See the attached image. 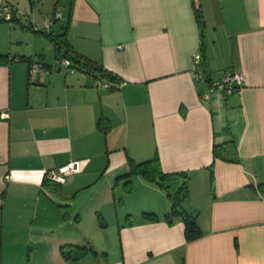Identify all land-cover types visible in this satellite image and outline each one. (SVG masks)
Segmentation results:
<instances>
[{"label": "crops", "instance_id": "1", "mask_svg": "<svg viewBox=\"0 0 264 264\" xmlns=\"http://www.w3.org/2000/svg\"><path fill=\"white\" fill-rule=\"evenodd\" d=\"M52 2L51 33L114 79L59 69L48 36L0 20V54L21 58L0 63V264H264V0ZM33 56L48 64L42 83L28 82ZM223 70L244 85L210 90ZM153 157L165 180L118 177ZM64 164L63 182L46 180ZM183 180L192 241L166 217ZM64 246L96 253L67 260Z\"/></svg>", "mask_w": 264, "mask_h": 264}, {"label": "trees", "instance_id": "2", "mask_svg": "<svg viewBox=\"0 0 264 264\" xmlns=\"http://www.w3.org/2000/svg\"><path fill=\"white\" fill-rule=\"evenodd\" d=\"M195 17H196V20L199 26L202 27L204 24V21L202 18L201 9L198 6H195ZM12 21H17V19L15 20L13 19ZM25 21L26 19H24V21H18V22L23 28L32 29L34 31H41L44 35L48 36L50 40L53 42L58 54L62 52L61 54L58 55L59 57L58 60L61 57H65L66 59H68L69 60L68 66L70 69L74 70L75 67L73 65L77 63L80 66V68L76 67L77 69L86 70L89 72L98 71L102 75L114 79L111 72L100 68L99 66L95 64V62H92L91 60L75 52L74 50L73 51L70 50L69 43L66 37V31H64L61 34L54 35L50 31L51 26L49 28H44V26L42 25L43 27L40 28L38 27L37 23L36 24L35 23L26 24ZM34 26H36V28H34ZM33 58L34 56L24 58L29 62V67L33 61ZM12 59H21V58H14V57L11 58V57H8L7 54H0V63L6 62ZM36 60L40 62L41 65L45 69H48V66H46L48 64H45L40 58H36ZM28 82L31 83L29 80ZM106 126L107 124H105V127ZM181 174L183 178L186 177L185 173H181ZM134 175H141L143 178L149 181L161 182L165 180V178L170 176L171 174L163 172L160 169L158 158L153 157L152 159H149V160H145V161L138 162V163H133L127 173L121 176H118V177H123V176L131 177ZM46 180H48V178ZM169 197L171 200V207H170V213L167 214L166 216L167 219H169L170 221L174 217L181 218L183 225H184V236H185L186 241H192L198 238L201 235V231L197 224L195 215L191 212L185 211L182 207L183 202H185L189 197V187H188L187 181L183 180V182L179 184L172 193H169ZM144 216L147 218L155 217V215L152 213H144ZM88 251H90L93 254L96 253L95 250L91 246H74V247L64 246L61 248V254L67 260L81 259L87 255Z\"/></svg>", "mask_w": 264, "mask_h": 264}, {"label": "built area", "instance_id": "3", "mask_svg": "<svg viewBox=\"0 0 264 264\" xmlns=\"http://www.w3.org/2000/svg\"><path fill=\"white\" fill-rule=\"evenodd\" d=\"M26 14L19 10L16 6L11 4L8 0H0V18L4 21H12L17 19V21H24V16ZM61 18V13L59 11H54L50 17H43L42 25L44 28H49L52 23ZM36 24V23H35ZM36 28V26H34ZM37 57L33 58V61L28 69V80L31 83H42L44 81L45 69L40 62L36 60ZM191 62L195 65L194 73L195 78L198 80H204L206 77L203 70L200 68L202 64V57L199 51H194L190 56ZM59 69L73 70L69 68V60L65 57H61L58 60ZM221 76L217 80H211L209 84V89H219L222 90L224 94L228 95L238 89H240L245 82V76L243 72H232L229 70H223L220 72ZM7 112H2L1 116L3 118L7 117ZM71 171L70 164H64L59 166L57 169H49L45 172L48 179L61 183L64 181L65 174Z\"/></svg>", "mask_w": 264, "mask_h": 264}, {"label": "rangeland", "instance_id": "4", "mask_svg": "<svg viewBox=\"0 0 264 264\" xmlns=\"http://www.w3.org/2000/svg\"><path fill=\"white\" fill-rule=\"evenodd\" d=\"M13 1L15 2V4H13L12 2H10V3L13 4L14 6H16L22 12L26 13V15L24 16V19H26V20L29 17H32V18H35L34 21H38V23H39V21H42L43 17H45V16L50 17L52 15V13H53V11H52V8H53V2H52V0H46L42 5H40L38 3L35 4L34 1L31 0L32 10L30 9L29 0H13ZM58 11L60 12V10H58ZM9 23H11V22H8V23H7V21L4 22V24H9ZM14 27L17 30H21L20 27L18 26V24H16ZM47 55L49 57H52L53 58L54 49L53 48H48L47 49ZM73 66L75 67L74 68L75 71H79L80 70V69H77L76 68V67H79L80 68V66L77 63H75ZM94 196L97 199L100 198L98 192H96ZM123 207L125 209H128V205L127 204L124 205ZM123 207L118 202V204H117V206L115 208L120 209V208H123ZM115 208L113 207L112 209H110V213L109 212H106V213L104 212L105 214L102 215L103 216L102 221L106 219V220L109 221L110 224L113 223L115 221V216H114V209ZM121 211L119 210L118 212H121ZM122 218H124V216ZM96 222L99 223V220L96 219ZM94 239H96V241L98 243V241H100L101 238L97 234V235L94 236Z\"/></svg>", "mask_w": 264, "mask_h": 264}, {"label": "water", "instance_id": "5", "mask_svg": "<svg viewBox=\"0 0 264 264\" xmlns=\"http://www.w3.org/2000/svg\"><path fill=\"white\" fill-rule=\"evenodd\" d=\"M29 3H30V9L32 10L31 0H29Z\"/></svg>", "mask_w": 264, "mask_h": 264}]
</instances>
